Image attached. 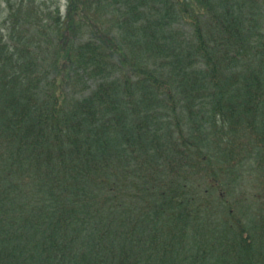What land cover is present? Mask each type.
<instances>
[{
  "label": "trees",
  "instance_id": "1",
  "mask_svg": "<svg viewBox=\"0 0 264 264\" xmlns=\"http://www.w3.org/2000/svg\"><path fill=\"white\" fill-rule=\"evenodd\" d=\"M67 1L0 0V264H207L204 143L264 160V0ZM229 209L222 264H263Z\"/></svg>",
  "mask_w": 264,
  "mask_h": 264
},
{
  "label": "rangeland",
  "instance_id": "2",
  "mask_svg": "<svg viewBox=\"0 0 264 264\" xmlns=\"http://www.w3.org/2000/svg\"><path fill=\"white\" fill-rule=\"evenodd\" d=\"M35 1L38 4L46 2L53 9L57 6L60 8V16L64 17L66 15L67 0ZM105 21H98V23L105 25L107 30L115 32L114 24L107 23V19ZM180 29L190 31V27L185 24H181ZM83 31L86 35H81V38L85 40L90 37V32L85 29ZM115 60L119 62L117 58ZM226 145L221 142L218 144L219 149H217L218 147L214 145L212 137L208 139L207 143H204V153L210 155L211 158L213 157L214 173L210 176L203 175L204 177L201 179L196 178L193 184L200 183L199 186H197L198 184L196 186L201 197L206 200L205 197L208 196L212 206H207L206 210L204 207L202 209L204 211H201L199 222L202 229L201 237L198 239H201L206 248H210V251H207L206 263L222 264L224 255L221 250L222 246L217 241L230 238L227 231L229 226L227 217L231 213L229 211V208H231L232 214L239 216L243 221L247 234L253 235L257 222V229L263 227L260 244L258 245V241H256V244L260 250V261L264 264V160L261 156H247L248 160L238 162L231 171V169L226 168L228 163L231 164L228 154L226 155ZM262 222L263 226L261 225ZM197 245H199V242Z\"/></svg>",
  "mask_w": 264,
  "mask_h": 264
}]
</instances>
